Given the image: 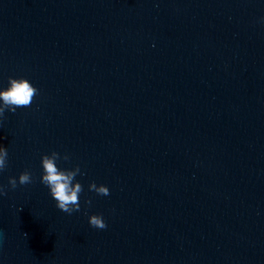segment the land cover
<instances>
[{
	"label": "water",
	"instance_id": "obj_1",
	"mask_svg": "<svg viewBox=\"0 0 264 264\" xmlns=\"http://www.w3.org/2000/svg\"><path fill=\"white\" fill-rule=\"evenodd\" d=\"M9 77L38 95L0 116V264H264V0H0Z\"/></svg>",
	"mask_w": 264,
	"mask_h": 264
},
{
	"label": "clouds",
	"instance_id": "obj_2",
	"mask_svg": "<svg viewBox=\"0 0 264 264\" xmlns=\"http://www.w3.org/2000/svg\"><path fill=\"white\" fill-rule=\"evenodd\" d=\"M38 95V89L34 87L28 79L19 77L8 79V86L4 90H0V116H3L5 110L15 113L17 108H27L31 106L33 98ZM67 161V155L61 156L56 151L50 154H42L40 164L42 174L40 182L44 184L56 203V207L69 215L74 211H80V194L84 191L83 186L76 181V176L81 175L79 166L71 169L60 168L57 166L59 160ZM8 165V150L0 146V172H3ZM33 182L32 173L25 170L19 173L18 177H9L7 187L15 189L17 184L26 185ZM89 191H94L98 195H109V189L104 185H97L95 182L89 183ZM6 188L0 185V196L6 195ZM90 200H86L85 204H90ZM90 226L97 229H105L103 217L101 215H91L88 217Z\"/></svg>",
	"mask_w": 264,
	"mask_h": 264
}]
</instances>
